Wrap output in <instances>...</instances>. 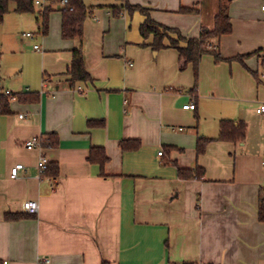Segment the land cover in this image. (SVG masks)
<instances>
[{"label":"crops","instance_id":"crops-1","mask_svg":"<svg viewBox=\"0 0 264 264\" xmlns=\"http://www.w3.org/2000/svg\"><path fill=\"white\" fill-rule=\"evenodd\" d=\"M39 1L26 13L41 33V80L21 51L0 52L13 92L0 103V262L264 264V0H230L232 31L208 42L221 59L203 53L197 77L179 48L215 27L220 0H89L82 39L63 38L60 0ZM127 2L169 27L164 47L142 35L146 15ZM79 47L90 80L68 73ZM223 120L243 122L245 136L218 139ZM35 136L41 145L28 149ZM200 136L214 138L203 153ZM94 147L108 156L103 165L89 159ZM29 200L37 212L25 210Z\"/></svg>","mask_w":264,"mask_h":264},{"label":"trees","instance_id":"trees-1","mask_svg":"<svg viewBox=\"0 0 264 264\" xmlns=\"http://www.w3.org/2000/svg\"><path fill=\"white\" fill-rule=\"evenodd\" d=\"M14 6L11 7L10 3ZM36 0H0V22H2L5 14L14 11L19 13L35 12L36 11ZM229 4L230 0H220V7L218 14L215 19V27L213 29L204 28L198 38L187 39V47H180V53L184 57V65L192 62L195 67V74L197 77L198 62L203 53L211 52L214 53L216 59H221V54L216 50H212L209 47L210 41L219 39L222 35L230 33L232 31V23L229 15ZM126 6L130 11H140L146 15V20L142 23L140 31L144 37L154 34L155 42L154 48L159 49L164 47L163 39L166 35V30L169 27H164L161 31L156 23L150 16V9L142 5H131L127 2ZM120 7L116 8V12L119 11ZM52 8L46 6L41 12V29L45 31L49 13ZM62 10V36L65 39H82L84 21L88 16L89 7L85 0H69L66 5H63ZM186 12H190L189 9H184ZM118 13V12H117ZM242 60V59H241ZM68 73L71 75L72 81L77 80H90L91 75L86 69L85 56L82 47L73 50V56L71 64L68 68ZM103 121L97 122L98 125L102 124ZM245 124L238 122L237 125L231 120H223L221 122V131L218 139L223 140H239L245 136ZM214 140V138L202 137L198 139L197 151L203 153L206 149L207 144ZM55 142V141H54ZM56 143V142H55ZM89 159L92 161H99L102 165L108 160V156L101 147H94L90 151ZM49 168V167H48ZM184 174L183 170L181 171ZM203 171L198 170L197 172H190L189 176H201ZM21 216L18 213H8L6 217L8 219H17ZM259 218L264 221V189L260 191L259 196ZM2 264V262H0ZM106 264V263H104ZM183 264H197L193 262H185Z\"/></svg>","mask_w":264,"mask_h":264},{"label":"rangeland","instance_id":"rangeland-1","mask_svg":"<svg viewBox=\"0 0 264 264\" xmlns=\"http://www.w3.org/2000/svg\"><path fill=\"white\" fill-rule=\"evenodd\" d=\"M86 3L90 4L91 2L86 0ZM10 6L13 7L14 4L11 2ZM35 31L37 33H34L35 39H23V32ZM40 36L41 33L38 32L37 21L34 15L30 13H9L4 17V21L0 23V52H3V56L6 58L14 57L12 51L15 49L21 51L23 55L21 58L25 63V70L31 74L33 79L36 78L37 80L42 77V71H39L38 67L40 63V53L34 49V44L43 46ZM38 72L40 77L37 76Z\"/></svg>","mask_w":264,"mask_h":264},{"label":"built area","instance_id":"built-area-1","mask_svg":"<svg viewBox=\"0 0 264 264\" xmlns=\"http://www.w3.org/2000/svg\"><path fill=\"white\" fill-rule=\"evenodd\" d=\"M69 0H61V3L62 5H66L68 3ZM36 3H40L39 0H36ZM262 10L264 11V5L262 6ZM26 36L30 37V38H33L34 37V33L32 32H26L25 33ZM210 48H214V46L212 45H209ZM34 48L37 49V50H40V45L39 44H35L34 45ZM3 94H6V95H12L13 92L8 89V88H5V85L3 83V80L2 78L0 77V103H1V97ZM196 107V104L195 102H190V103H187L184 105V108H190V109H194ZM258 112H264V103L261 104L258 108H257ZM42 143V140L39 138V137H32L30 139H28L26 141V147L28 149H34L35 147L41 145ZM159 155H162L163 154V150H160L159 152ZM264 163V162H263ZM38 166L40 168V170L42 172H44L45 170L48 169L49 167V159L46 155H42L40 160H39V163H38ZM24 165L23 163H17L16 165H14L12 168H11V177L12 178H16L17 175H18V171L23 168ZM25 210L27 212H31V213H35L38 211L39 209V205H38V202L35 201V200H29V201H26L25 202ZM44 261H49V259L47 257L43 258ZM3 264H8L7 261H4Z\"/></svg>","mask_w":264,"mask_h":264}]
</instances>
